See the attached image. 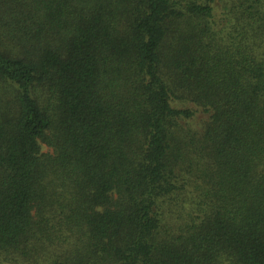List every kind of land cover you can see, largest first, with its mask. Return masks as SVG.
Segmentation results:
<instances>
[{
    "label": "trees",
    "instance_id": "1",
    "mask_svg": "<svg viewBox=\"0 0 264 264\" xmlns=\"http://www.w3.org/2000/svg\"><path fill=\"white\" fill-rule=\"evenodd\" d=\"M0 264H264V0H0Z\"/></svg>",
    "mask_w": 264,
    "mask_h": 264
}]
</instances>
